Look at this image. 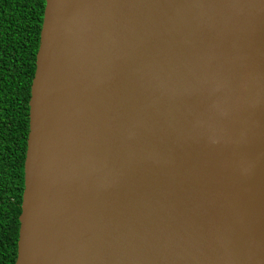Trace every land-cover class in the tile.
Here are the masks:
<instances>
[{"label": "water", "instance_id": "1", "mask_svg": "<svg viewBox=\"0 0 264 264\" xmlns=\"http://www.w3.org/2000/svg\"><path fill=\"white\" fill-rule=\"evenodd\" d=\"M13 264H264V0H44Z\"/></svg>", "mask_w": 264, "mask_h": 264}, {"label": "trees", "instance_id": "2", "mask_svg": "<svg viewBox=\"0 0 264 264\" xmlns=\"http://www.w3.org/2000/svg\"><path fill=\"white\" fill-rule=\"evenodd\" d=\"M44 0H0V264H13Z\"/></svg>", "mask_w": 264, "mask_h": 264}]
</instances>
